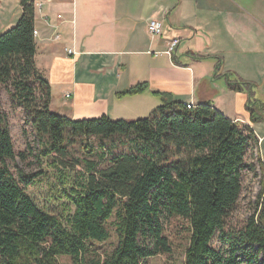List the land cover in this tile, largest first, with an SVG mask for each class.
Segmentation results:
<instances>
[{
  "label": "trees",
  "instance_id": "obj_1",
  "mask_svg": "<svg viewBox=\"0 0 264 264\" xmlns=\"http://www.w3.org/2000/svg\"><path fill=\"white\" fill-rule=\"evenodd\" d=\"M34 3L20 0L16 25L0 35V91L8 90L30 115L38 139L46 140L44 156L63 155L79 138L113 135L130 138L132 151L114 155L100 144V161L85 165L60 217L39 209L28 196L26 188L36 176L19 182L10 173L7 162L24 156L15 153L0 111V264H60L62 257L71 264H149L172 253L163 226L169 219L188 224L183 264H264V165L247 158L258 150L253 132L209 104L188 110L158 92L152 95L163 105L136 121L55 115L49 109L50 86L35 65ZM227 86L248 94L251 123L264 120V102L254 99L253 85L235 79ZM147 90L139 84L122 96ZM256 167L261 188L253 213L239 228H229L243 177H255ZM112 219L116 247L100 252L97 245L110 239L106 227ZM215 239L220 248L213 247Z\"/></svg>",
  "mask_w": 264,
  "mask_h": 264
},
{
  "label": "crops",
  "instance_id": "obj_2",
  "mask_svg": "<svg viewBox=\"0 0 264 264\" xmlns=\"http://www.w3.org/2000/svg\"><path fill=\"white\" fill-rule=\"evenodd\" d=\"M34 1L42 5L35 10V65L50 86L52 113L72 121H136L163 105L152 92L209 104L253 132L264 163V120L251 123L248 94L227 86L235 79L251 84L254 99L264 102V0ZM20 15V0H0V35ZM150 19L162 21L161 36L148 33ZM173 39L177 65L163 54ZM139 84L148 90L122 96ZM254 153L247 158L256 164Z\"/></svg>",
  "mask_w": 264,
  "mask_h": 264
},
{
  "label": "rangeland",
  "instance_id": "obj_3",
  "mask_svg": "<svg viewBox=\"0 0 264 264\" xmlns=\"http://www.w3.org/2000/svg\"><path fill=\"white\" fill-rule=\"evenodd\" d=\"M164 54V53H163ZM159 55V54H157ZM165 55V54H164ZM0 111L6 118L10 130L14 151L23 154L24 158L16 157L7 162V167L13 178L20 182L22 177L36 176L33 183L26 188V192L34 204L45 212L64 217L69 202L67 196L75 188L81 173L88 162H99L100 144L105 150H111L114 155L127 153L130 148V138L113 135L107 138L76 139L75 143L67 146L63 155L51 153L44 156L46 140H39L34 128L30 124L31 117L23 107L13 102L9 91H0ZM55 115L58 110H54ZM60 116V115H59ZM110 157H107L109 160ZM107 162H100L104 166ZM256 176H244L242 193L239 203L228 220L229 228H239L253 213L254 201L260 191V170L256 167ZM115 219L107 223L110 239L97 245L100 252H110L117 244L114 227ZM165 236L169 240L172 253L169 256H158L151 259L149 264H183L184 251L189 241L188 224L179 219L165 220L163 223ZM214 248H220L215 239ZM60 264H71L68 258L59 259Z\"/></svg>",
  "mask_w": 264,
  "mask_h": 264
},
{
  "label": "built area",
  "instance_id": "obj_4",
  "mask_svg": "<svg viewBox=\"0 0 264 264\" xmlns=\"http://www.w3.org/2000/svg\"><path fill=\"white\" fill-rule=\"evenodd\" d=\"M41 4L40 3H34V8L36 11H40L41 9ZM61 17L58 16L57 19H60ZM147 29H148V33L150 34V36L152 38H157L159 36H161L162 34V29H163V23L161 20H158V19H150L147 23ZM33 35L34 37H37L38 36V33L37 31H33ZM59 37H55V40H58ZM179 45V40L177 39H173L169 42L168 46H167V49L166 51L164 52V54L171 58H173V55L175 53V50L177 49ZM66 53L67 55H72V56H75L76 55V52H74L73 50H66ZM65 99H69L70 98V95L67 94L64 96ZM185 107L186 109L188 110H191V109H195L196 106L193 104V103H185ZM259 150V149H258ZM258 150L255 151L254 155L255 157H257L259 159V153H258ZM260 160V159H259ZM262 164L264 165V163L262 162Z\"/></svg>",
  "mask_w": 264,
  "mask_h": 264
}]
</instances>
